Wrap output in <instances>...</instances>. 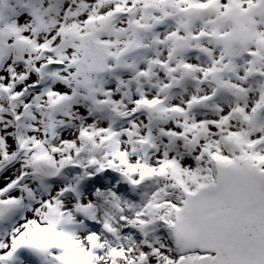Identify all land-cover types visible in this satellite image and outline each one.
<instances>
[{
    "label": "snow or ice",
    "instance_id": "6c2138e0",
    "mask_svg": "<svg viewBox=\"0 0 264 264\" xmlns=\"http://www.w3.org/2000/svg\"><path fill=\"white\" fill-rule=\"evenodd\" d=\"M0 264H264V0H0Z\"/></svg>",
    "mask_w": 264,
    "mask_h": 264
}]
</instances>
